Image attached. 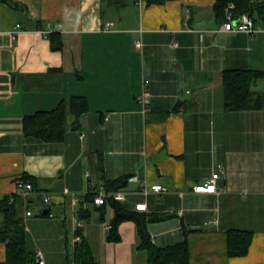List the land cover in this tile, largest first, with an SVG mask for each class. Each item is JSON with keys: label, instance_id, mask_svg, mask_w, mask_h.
<instances>
[{"label": "crops", "instance_id": "0c3cea01", "mask_svg": "<svg viewBox=\"0 0 264 264\" xmlns=\"http://www.w3.org/2000/svg\"><path fill=\"white\" fill-rule=\"evenodd\" d=\"M13 1L19 8L0 0V199L25 176L52 196L49 207L33 196L34 216L24 214L29 251L46 264H73L85 237L99 264H149L136 222L109 240L114 207L87 196L93 183L128 176L123 206L149 220L156 246L187 237L190 264H264V106L227 111L223 82L228 70L264 72V20L255 35L221 31L217 0ZM50 24H62L51 32L60 50L43 34ZM145 89L148 111L138 102ZM253 91L264 98V77ZM73 96L90 110L76 124L68 116L63 141L25 134L26 116ZM219 170L217 193L195 192ZM143 183L168 193L143 194ZM230 230L253 233L246 256L229 255Z\"/></svg>", "mask_w": 264, "mask_h": 264}, {"label": "trees", "instance_id": "16d2710c", "mask_svg": "<svg viewBox=\"0 0 264 264\" xmlns=\"http://www.w3.org/2000/svg\"><path fill=\"white\" fill-rule=\"evenodd\" d=\"M14 8L19 5L13 0H1ZM104 1V0H103ZM113 5H125L127 0H105ZM149 4H162L168 0H146ZM252 2L251 0H217L215 13L221 20L226 18V12L230 4H235V15L248 13L255 21L259 18L264 20V4ZM59 33L50 34V38L56 41V50H60L63 44L59 38ZM264 77V72L253 70H228L223 74L225 88V109L227 111H245L262 108L264 98L255 94L253 87L257 81ZM90 103L87 98L73 96L64 99L57 108L48 111H39L24 118V131L27 136H32L46 142H60L65 138L69 128L67 119L73 115L76 123L79 118L89 112ZM75 126V125H73ZM25 181L31 182L35 190L39 191L36 181L30 177H22ZM129 177H121L106 184L109 191H119L128 184ZM94 201V197L88 196ZM32 201L29 202V206ZM115 210V217L112 224L109 240L119 241V226L125 221L136 222L139 235L142 240L141 247L148 251L149 264H190V245L186 239L176 245L168 247H158L152 242L148 230L149 220L138 213L127 210L121 203H111ZM106 206V205H103ZM26 202L21 196H5L0 199V214L3 221L0 226V243L6 244L7 259L0 264H39L37 256L29 251L27 247V226L25 221ZM47 215V214H46ZM163 217L152 220H162ZM229 255L231 257H243L249 253L253 233L241 230H230ZM73 264H99L89 241L81 237L73 248Z\"/></svg>", "mask_w": 264, "mask_h": 264}, {"label": "built area", "instance_id": "2783aa9c", "mask_svg": "<svg viewBox=\"0 0 264 264\" xmlns=\"http://www.w3.org/2000/svg\"><path fill=\"white\" fill-rule=\"evenodd\" d=\"M252 2H257V0H251ZM260 3L264 4V0H261ZM236 9L235 4H230L228 7V13L226 15V19L224 23L222 24L221 31L224 32H230V33H247L250 35H255L263 30L257 25L256 21L248 14L244 13L241 15H235L234 10ZM62 27V24H50L48 29L43 31V34L45 36H49L52 30L54 29H60ZM23 30V26L21 24H17L14 30V38L17 37V35ZM107 30H110V26L107 27ZM138 47H142L143 44L141 42H138ZM151 100V93L148 90H144L139 96H138V102L143 106L145 111L149 110ZM90 175V174H89ZM221 176V170L218 172H215L212 179L206 182L205 184H200L195 187V192L197 193H217L218 192V186L217 181ZM15 187L16 190L13 194H10L12 201L14 199V196H21L24 198L26 202V218L34 216L33 211L31 210V205L29 206V202L31 201V198L37 194H42L43 196V204L45 206H50L52 204V196L48 192H41L37 191L34 188L33 183L25 181L23 178H18L15 181ZM141 192L143 194H151V193H158V194H166L168 193V189L161 185V184H155L150 186L147 183L141 184ZM74 198H76L75 194H72ZM87 196L94 197V203L98 206L103 205H110L111 203H121L124 204L127 201V193L125 191L119 190V191H109L106 188L105 184H97L93 183L91 184V187L87 193ZM31 204V203H30ZM147 205L141 204L137 206V211H146ZM51 215L52 213H46L41 212L39 216L44 215ZM106 229L110 230L111 226L106 224ZM37 261L39 264H46L43 254L40 252L37 255Z\"/></svg>", "mask_w": 264, "mask_h": 264}]
</instances>
